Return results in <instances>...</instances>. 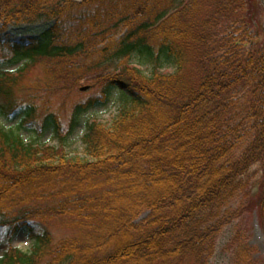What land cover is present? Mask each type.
Segmentation results:
<instances>
[{"label": "trees", "instance_id": "1", "mask_svg": "<svg viewBox=\"0 0 264 264\" xmlns=\"http://www.w3.org/2000/svg\"><path fill=\"white\" fill-rule=\"evenodd\" d=\"M257 8L255 0H0V54L21 65L0 71V117H21L16 129L0 126V222L10 239L26 233L34 244L9 247L0 264H209L241 214L231 210L246 195L245 177L258 164L264 171ZM42 20L52 26L39 38L6 33ZM109 51L124 59L120 69L98 71L96 58ZM38 66L44 82L29 77ZM166 66L174 71L162 73ZM84 80L98 94L76 105L65 134L46 97ZM116 92L118 115L88 127L80 154L21 137L30 124L63 144L79 115ZM53 224L71 235L56 241Z\"/></svg>", "mask_w": 264, "mask_h": 264}, {"label": "rangeland", "instance_id": "2", "mask_svg": "<svg viewBox=\"0 0 264 264\" xmlns=\"http://www.w3.org/2000/svg\"><path fill=\"white\" fill-rule=\"evenodd\" d=\"M60 3L64 0H58ZM78 1V0H76ZM248 13V12H246ZM254 17V23L257 26L253 28L254 34H259L264 38V4H260L255 13L251 11ZM52 26L51 20H42L33 24L11 25L7 34L15 38H39L47 28ZM126 31L120 30L119 36L116 40L121 39ZM108 45H101V49ZM2 55L0 54V58ZM102 56L96 58V63L101 61V66L98 71L111 70L112 72L119 70L120 65L124 59L112 60L111 51H109L101 60ZM130 64L138 65V58L130 57L127 59ZM0 59V70L13 72L19 68L18 66H11ZM141 70L148 73L149 67H140ZM174 69L166 66L161 70L162 73H172ZM103 72L95 73L100 76ZM33 80H41L44 82V71L42 66H38L29 74ZM91 82L88 84L85 80L81 82L80 86L74 87L73 90L66 93H55L54 96L46 97V102L49 104V109L55 113L60 114L64 126L69 124V120L73 114V107L79 102L85 101L87 98L96 95L97 90L91 87ZM90 86L88 92H81V87ZM42 89V88H41ZM71 93L70 95H67ZM41 104V103H39ZM119 94H113L111 101L105 107H99L91 111L85 112L78 117V125L72 135L61 144L58 138L54 137L52 132H45L43 136H39L31 130L24 129L23 140L27 144L35 146H50V147H64V151L69 155L80 154L83 151L82 138L87 132L88 127L94 122L110 124L118 115L121 107ZM40 109V108H39ZM41 110V109H40ZM47 111V110H46ZM12 121H5L0 117V125L5 128H11L18 124V119L13 118ZM263 169L260 164L253 166L247 176L245 177L246 195H242V200L235 202L232 206L231 212L238 213V217L228 226H226L219 235L214 254L210 259L209 264H264V234L259 226V218L257 216L256 203L260 195V187L262 183ZM252 204V207L250 205ZM250 207V208H249ZM51 232L54 234L56 241L66 238L71 235V229L63 227L61 224L51 225ZM13 248H17L23 252H30L32 249V242L26 234L21 233L11 243ZM7 248L5 242V230L0 228V258L3 250Z\"/></svg>", "mask_w": 264, "mask_h": 264}]
</instances>
